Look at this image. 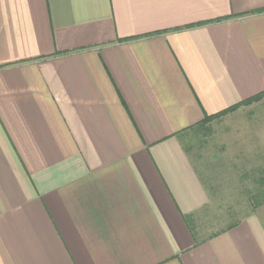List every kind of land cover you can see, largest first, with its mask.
I'll return each instance as SVG.
<instances>
[{"label":"crops","instance_id":"0c3cea01","mask_svg":"<svg viewBox=\"0 0 264 264\" xmlns=\"http://www.w3.org/2000/svg\"><path fill=\"white\" fill-rule=\"evenodd\" d=\"M258 95L264 0H0V264H264L183 142Z\"/></svg>","mask_w":264,"mask_h":264},{"label":"rangeland","instance_id":"374dc122","mask_svg":"<svg viewBox=\"0 0 264 264\" xmlns=\"http://www.w3.org/2000/svg\"><path fill=\"white\" fill-rule=\"evenodd\" d=\"M262 103L264 98L245 105L253 111L251 117L243 114L220 118L209 125L210 129L195 128L183 137L212 199L202 219L196 220L202 237L251 214L264 224V194L256 199L259 206L251 198L262 192L259 188V179L264 174Z\"/></svg>","mask_w":264,"mask_h":264},{"label":"trees","instance_id":"16d2710c","mask_svg":"<svg viewBox=\"0 0 264 264\" xmlns=\"http://www.w3.org/2000/svg\"><path fill=\"white\" fill-rule=\"evenodd\" d=\"M262 98V95H258L252 99H249L247 101L242 102L240 105H236L234 107H231L221 113H218L214 116H209V117H205L204 120H202V122L200 124H198V126L196 128H200L202 127V129L207 130L209 128V125H211L214 121L219 120L222 117H225L226 115L235 112L237 109H239L241 106H245V105H249L255 101H258ZM210 129V128H209ZM260 185L259 188H262V192L261 193H257L254 194L253 196L251 195V198H254L255 202H256V206H259V202L256 200L258 197L262 196L264 194L263 192V186H264V175L261 179H259ZM256 197V198H255ZM237 224V221H233L231 224L228 225V227L226 229H230L232 227H234Z\"/></svg>","mask_w":264,"mask_h":264}]
</instances>
